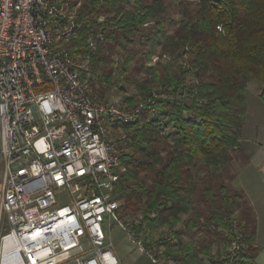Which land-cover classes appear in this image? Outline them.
Wrapping results in <instances>:
<instances>
[{
  "label": "trees",
  "instance_id": "obj_1",
  "mask_svg": "<svg viewBox=\"0 0 264 264\" xmlns=\"http://www.w3.org/2000/svg\"><path fill=\"white\" fill-rule=\"evenodd\" d=\"M195 7L182 5L174 22L163 0H87L69 51L83 56L91 40V71L99 77L91 86L104 95L136 56L135 41L143 46L138 58L146 77L134 82L125 102L148 107L122 125L129 138L115 194L124 216L140 220L137 233L157 236L179 264H214L212 243H229L223 232L237 217L245 246L239 264H254L257 247L254 230L245 231L242 194L201 174L224 175L239 155L248 84L257 82L264 98V0H197ZM153 57L158 60L149 65ZM182 235L205 241L183 242Z\"/></svg>",
  "mask_w": 264,
  "mask_h": 264
},
{
  "label": "built area",
  "instance_id": "obj_2",
  "mask_svg": "<svg viewBox=\"0 0 264 264\" xmlns=\"http://www.w3.org/2000/svg\"><path fill=\"white\" fill-rule=\"evenodd\" d=\"M86 1L0 0V215L7 222L0 264H120L115 228L152 264H179L158 237L142 239L140 220L127 221L115 195L129 138L122 125L148 106L93 93L94 44L88 40L83 56L69 51ZM119 61L113 57L114 67ZM241 227L233 217L230 231L220 229L229 243L214 264H239Z\"/></svg>",
  "mask_w": 264,
  "mask_h": 264
},
{
  "label": "rangeland",
  "instance_id": "obj_3",
  "mask_svg": "<svg viewBox=\"0 0 264 264\" xmlns=\"http://www.w3.org/2000/svg\"><path fill=\"white\" fill-rule=\"evenodd\" d=\"M165 5H167V18L168 20H172L174 22H178L181 18V6L188 5L192 10H195V4L197 0H163ZM172 28L169 29L168 32H171ZM135 51L136 56L134 59L125 67V69L120 72L119 76H121V80L119 84L115 83L113 88L108 87L105 88V101H116L121 102L123 104H127L125 102V98L132 96L135 93L134 90V82L136 80H142L146 77V71L143 69L144 63L139 61L138 58L140 54L144 51L143 46L139 44V42L135 41ZM120 60V59H119ZM112 69V65L108 67V69ZM95 81L99 80V77H94ZM95 86V85H94ZM93 86V87H94ZM96 87V86H95ZM259 89V84L257 82H251L248 84L245 97H246V104H247V114H246V122H247V129L245 131V125L242 131V139L241 144L243 150L245 149V138L248 139L253 137V134L256 132V128L261 129L259 125L264 124V98L261 99L260 96L257 95ZM96 97H102V93L96 92ZM129 106H133V104H127ZM262 135L261 140L264 143V129L261 133L259 130L258 132ZM245 154V150H244ZM236 166H233L234 169H228L224 175H220L219 177L212 178L211 176H207L204 172H202L201 176L205 179L206 182H212L215 185L219 186L220 184H225L231 188L230 179L233 180L234 175H236L235 180L236 182L242 181L245 178V159L242 157V152L239 153L237 156ZM212 178V179H211ZM146 181H149V178H145ZM231 180V181H232ZM244 181V180H243ZM202 187V185H201ZM60 203L66 204L68 202V197L66 192H61L60 196ZM131 212L127 213V216L124 218L128 220H132ZM7 231L6 229L3 231ZM145 235L141 233L142 239L145 241L147 238L144 237ZM157 236H154L156 238ZM200 235H196L192 237V240L199 238ZM111 239L115 246V250L117 256L119 258L120 264H152L151 260L148 258L147 255L141 254L134 242L128 237L126 233L121 231L118 228H115L111 233ZM188 238H186L187 241ZM146 242V241H145Z\"/></svg>",
  "mask_w": 264,
  "mask_h": 264
},
{
  "label": "crops",
  "instance_id": "obj_4",
  "mask_svg": "<svg viewBox=\"0 0 264 264\" xmlns=\"http://www.w3.org/2000/svg\"><path fill=\"white\" fill-rule=\"evenodd\" d=\"M99 93L102 92L99 91ZM259 94L260 92L258 89L257 95L259 96ZM104 95L102 97H105ZM102 97L98 98L102 99ZM259 126L261 129L256 128L253 137H248V139L245 138V154L243 150L244 146L241 145L240 153L242 152V157L245 159V178L240 182H236V175H234L233 180L230 179L231 189L243 196L244 203L242 208L245 210L246 234L254 230V243L257 247L254 264H264V143H260L263 142L261 140L262 135L258 133L259 130L262 133L264 124ZM247 127L245 115V131ZM237 159L238 157L233 161L231 169H234L233 166H236ZM2 176L3 172L0 166V203ZM6 227L7 222L5 218L0 215V234L3 233ZM186 238H188L187 241ZM191 238L192 236L182 235L183 242L205 241L204 237H199L195 240H192ZM210 250L211 255H213L221 250V245L218 243H212ZM206 264H208V262H206Z\"/></svg>",
  "mask_w": 264,
  "mask_h": 264
},
{
  "label": "bare ground",
  "instance_id": "obj_5",
  "mask_svg": "<svg viewBox=\"0 0 264 264\" xmlns=\"http://www.w3.org/2000/svg\"><path fill=\"white\" fill-rule=\"evenodd\" d=\"M3 264H7L6 262H4ZM10 264H11V262H10Z\"/></svg>",
  "mask_w": 264,
  "mask_h": 264
}]
</instances>
